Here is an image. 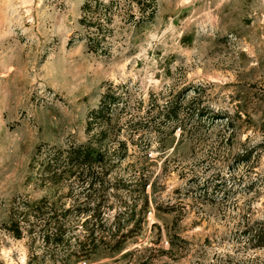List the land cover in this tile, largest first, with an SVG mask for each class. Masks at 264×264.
I'll list each match as a JSON object with an SVG mask.
<instances>
[{"label": "rangeland", "instance_id": "374dc122", "mask_svg": "<svg viewBox=\"0 0 264 264\" xmlns=\"http://www.w3.org/2000/svg\"><path fill=\"white\" fill-rule=\"evenodd\" d=\"M85 2L0 0V264H264L243 233L264 214V0H156L107 56ZM111 84L128 105L103 139ZM71 142L121 151L44 184L38 149Z\"/></svg>", "mask_w": 264, "mask_h": 264}, {"label": "trees", "instance_id": "16d2710c", "mask_svg": "<svg viewBox=\"0 0 264 264\" xmlns=\"http://www.w3.org/2000/svg\"><path fill=\"white\" fill-rule=\"evenodd\" d=\"M83 16L80 20L84 28L82 40L85 41L89 51L107 56L112 54L113 44L111 42L114 35L113 23L117 17H122L125 22L136 24L144 23L153 18L156 12V0H86L82 8ZM127 85L119 87L111 84L102 94L100 106L92 110L89 114V131L101 129V134L110 136L108 129L103 127L114 117V112L120 106L128 105L126 93ZM123 110L124 108H120ZM135 120L132 114L129 123ZM121 151L120 146L111 148H96L92 144L70 143L67 146L40 147L37 151L35 161L39 166L38 174L44 184L54 185L58 183L63 175L73 172L81 177L89 178L93 173L102 174L109 162L115 161ZM19 213V218H26L32 215L25 212L23 208ZM249 213V211H248ZM15 221V220H14ZM20 221L13 222V233L17 238H21L22 230ZM244 235L247 236L246 247L264 248V214L263 217L254 219L250 215L245 222ZM49 236L48 239H51ZM58 238V236H53ZM56 238V239H57ZM61 238H59L60 240Z\"/></svg>", "mask_w": 264, "mask_h": 264}]
</instances>
